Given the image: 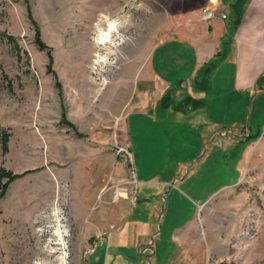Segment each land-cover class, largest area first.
<instances>
[{"label":"rangeland","instance_id":"1","mask_svg":"<svg viewBox=\"0 0 264 264\" xmlns=\"http://www.w3.org/2000/svg\"><path fill=\"white\" fill-rule=\"evenodd\" d=\"M235 1L216 3L228 11L229 27ZM210 4L213 1L0 0V132L9 133L5 153L0 133V167L15 174L28 171L0 201V264H60V258L65 264H264V79L257 85L264 67L257 75L252 67L251 73L240 74L228 62L209 80L213 106L203 117L224 124L216 131L211 153L207 139L197 156H190L188 147L169 150L170 140L179 137L178 129L170 127L172 112L125 118L140 105L141 86L134 92V84L148 63L154 62L161 72L159 60L166 59L173 81L190 78L192 49L175 37L181 25L196 22ZM249 4L246 0L241 18ZM27 9L51 50L55 76L47 71V50L37 48ZM112 25L110 38L100 42ZM237 29L231 27L232 36ZM165 42L170 43L167 53L158 46ZM219 54L217 67L230 55ZM255 133L257 139L247 138ZM115 143L129 147L138 182L141 173L170 182L186 179L176 188L181 195L177 203L170 198L160 203L158 236L151 246V236H138V223L147 212L144 200L134 207L121 238L111 237L104 244L103 235L86 234L90 214L98 212L100 203H84L83 193L111 185L110 171L119 159ZM177 161L187 163L171 177ZM125 188L129 192L130 186ZM55 210L67 231L63 240L55 232ZM189 220L195 228L178 248L164 229H181ZM121 226L105 225L103 231ZM137 239L147 243L138 251ZM94 242L95 253L84 255ZM144 247L152 252L142 254ZM117 250L125 255L113 260L110 254Z\"/></svg>","mask_w":264,"mask_h":264},{"label":"crops","instance_id":"2","mask_svg":"<svg viewBox=\"0 0 264 264\" xmlns=\"http://www.w3.org/2000/svg\"><path fill=\"white\" fill-rule=\"evenodd\" d=\"M210 1H213V4L206 6L215 12V17L210 21H206L199 15L196 22L181 25L178 35L175 37L180 44H187L192 49L194 64L191 68L190 78L187 80L179 78V80L173 81L167 74L169 61H166V59L161 58L159 60L160 65H162L161 72L156 70L154 62L153 64L148 63V66L139 75H136L134 84V92L138 91V85L141 86L140 94L137 95L140 105L129 110L125 115L126 118L127 115L131 114L174 113L175 120L171 121L170 127L171 129H178L179 137L174 139L177 140V143L173 139L170 140L169 150L180 151L182 149L185 151L188 147V152L192 157L201 153L202 144L206 139L208 153H211L216 146V139L218 138L216 131L219 127H224L222 122L213 119L210 115L203 117V113L208 111L209 106H213L212 98H210L211 86L209 80L211 77L228 62L232 65L234 64L236 73L240 74L251 73L250 69L252 67L253 73L257 75V69L261 65L264 67V34H261V30H264V0H250L242 21L233 36L231 26L229 27L225 24L228 15L225 20L220 17L222 12L227 13L228 11L226 8H219L216 5L217 0ZM261 37L263 38L262 41H260ZM230 41L234 42L231 51L228 50L229 44L232 45ZM167 44L169 46L170 43L165 42L158 46L162 47V50L165 49L163 52L167 53ZM223 51L229 52L230 55L222 58L221 66L217 67L216 63L220 57L219 53ZM177 60L179 65L182 64L183 61L180 57ZM244 65L246 66L244 67ZM241 78L244 79V76ZM145 85L147 88L144 87ZM244 136L247 135L238 136L237 142H242V137ZM222 138H224L223 141H228L226 135ZM186 163L177 161V169L171 174V177L179 175V172H181L180 167L184 168ZM110 172L111 184L126 180L127 168L120 161V158H116V165ZM157 176L158 174H154L147 177L146 174L143 175L141 173V182H138L135 174L136 182L140 184L136 188L141 196L134 203L131 202L130 196L125 193L121 194V198L116 203H112L110 192L104 193L100 187L92 192L90 190L91 187H89L83 193L84 203H89L93 207L98 199L100 207L96 214H90V226L86 234L92 238H101L103 235L101 242H104V244L111 237L114 240L121 238L127 230L128 220L134 214V207L138 206L137 203L141 202V200H144L143 204L147 208V212L145 219L139 221V223L136 221V223L140 224V227H138L140 235L138 234V236L146 238L151 236L149 242L152 241L154 237L158 236L156 229L161 218L160 203L163 199L168 203V198L171 199L170 203H177V200L181 199V195L176 188L186 180L174 178L170 182L168 180H160ZM118 223H122V226L116 230L112 232L103 231L105 225H108V228H113L112 226ZM194 228L195 224L189 220L181 229L172 228L170 231L169 227H166L164 231L168 234V237L170 235L171 242H177L178 248H183L186 243V237L192 234ZM147 243H144V240L137 239L136 250L138 251L140 246H144ZM108 248L107 252H109ZM113 253L110 254L113 260L125 255L120 250ZM106 254L108 255L109 253Z\"/></svg>","mask_w":264,"mask_h":264},{"label":"trees","instance_id":"3","mask_svg":"<svg viewBox=\"0 0 264 264\" xmlns=\"http://www.w3.org/2000/svg\"><path fill=\"white\" fill-rule=\"evenodd\" d=\"M25 2H27V0H24ZM246 3V0H236L234 2V4L232 5L233 7V20H232V23L233 25L231 26L234 30L237 29L239 23L241 22V17H242V11H243V7ZM27 17L29 19V21L31 22V24L35 27V42H36V45H37V48L40 49V50H47V58H48V65H47V71L49 73H53V71H51V65H52V62H53V57L51 55V50L45 46V44L41 41L40 39V33H39V29L36 25V23L32 20V17H31V13H30V10L27 9ZM8 40H10V42L13 41V39L8 36ZM0 70H1V67H0ZM55 76V75H54ZM264 79V76H261L258 81H257V85H260L261 81H263ZM59 84L56 83V87H58ZM8 90L10 91L11 90V86L8 87ZM67 126L69 128H74V126L71 124V123H67ZM1 146H2V150L3 152H7V144L9 142V133L6 132L5 130H1ZM254 139H257L259 137V134L255 133L253 135H248L247 138L248 139H251L253 138ZM28 171L26 172H23L21 174H15L11 171H8L6 169H4L3 167H0V201L6 196V193H7V190L9 188V186L14 182L16 181L17 179L23 177L26 175Z\"/></svg>","mask_w":264,"mask_h":264},{"label":"built area","instance_id":"4","mask_svg":"<svg viewBox=\"0 0 264 264\" xmlns=\"http://www.w3.org/2000/svg\"><path fill=\"white\" fill-rule=\"evenodd\" d=\"M202 17L206 20V21H210L215 17V12L208 9V8H204L202 9ZM228 13L226 12H222L220 14V17L222 20H225L227 18ZM114 149H115V154L118 158H120L121 160H123L124 164L127 165L128 167V171H129V179H126L124 181H121L119 183H113L111 185H109L107 188L103 189L102 191L105 192H110V200L112 203H116L120 198H121V194L125 193L128 194L131 198V202H136L137 198L134 196L135 193V187L137 185L136 179H135V174H134V169L132 166V158L131 155L129 153V147H125V146H121L118 144H114ZM130 186V190L129 192H127V188L125 187H129ZM152 242L150 241L148 243V245L151 246ZM98 244L96 242H94L88 249H86L84 251V255L88 256L91 255L95 252L96 248H97ZM150 252H152L151 247H144L141 251L142 254H145L146 251L148 250ZM147 264H149L148 262H146ZM145 263V264H146Z\"/></svg>","mask_w":264,"mask_h":264},{"label":"bare ground","instance_id":"5","mask_svg":"<svg viewBox=\"0 0 264 264\" xmlns=\"http://www.w3.org/2000/svg\"><path fill=\"white\" fill-rule=\"evenodd\" d=\"M114 26H109L106 31H104V33H102V35H100L99 39L100 42L104 41L106 42L111 35V32L114 30L113 28ZM60 212L58 210H55L52 214L53 218H54V222L56 223V235H58V239L59 240H63V238H65L67 236V231L65 229L64 226L61 225L62 220L59 218ZM60 264H65V259L64 258H60Z\"/></svg>","mask_w":264,"mask_h":264}]
</instances>
